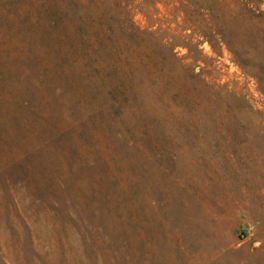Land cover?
<instances>
[{"label":"rangeland","instance_id":"374dc122","mask_svg":"<svg viewBox=\"0 0 264 264\" xmlns=\"http://www.w3.org/2000/svg\"><path fill=\"white\" fill-rule=\"evenodd\" d=\"M0 264H264V0H0Z\"/></svg>","mask_w":264,"mask_h":264}]
</instances>
